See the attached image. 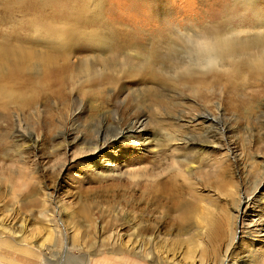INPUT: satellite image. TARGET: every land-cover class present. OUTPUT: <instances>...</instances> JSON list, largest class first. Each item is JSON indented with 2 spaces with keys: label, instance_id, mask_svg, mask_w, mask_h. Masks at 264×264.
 I'll return each mask as SVG.
<instances>
[{
  "label": "rangeland",
  "instance_id": "374dc122",
  "mask_svg": "<svg viewBox=\"0 0 264 264\" xmlns=\"http://www.w3.org/2000/svg\"><path fill=\"white\" fill-rule=\"evenodd\" d=\"M164 1L169 4L165 13L177 20L172 22L176 26L178 21L183 24L188 14L193 19L192 13H201L202 1L207 0ZM124 2L109 0L115 8L111 19L121 18L119 23L130 29L156 24L154 6L135 0L137 6L129 11ZM192 19L188 26L200 25ZM160 80L123 77L116 87L107 86L102 91L98 85L85 87L93 93L86 98L68 90L64 100L52 97L49 109L42 103V112L34 116L0 110V264H201V257L205 264H224L229 244L231 262L225 264H264V89L252 86L245 92L225 95L218 91L200 97ZM207 111L218 115L217 127L226 129L224 138L212 137L216 133L209 123L198 121L179 127ZM142 114L147 120L136 124L134 130L138 132L136 139L147 144L133 138L110 142L93 158L102 161L104 168L88 165L91 157L83 151L88 144L74 143L77 134L87 143L95 136L111 138ZM72 129L63 142L66 131ZM146 132L149 134L144 135ZM178 135L187 140L212 135L206 140L221 149L210 151V155L206 152V157L214 159L215 174L226 170L232 180L231 199L221 189H206L201 183L207 197L218 199L220 209L230 214L231 224L228 237L219 244L200 237L207 253L204 256L201 247L191 249L189 240L198 235L193 215L205 201L186 196L180 208L157 209L150 197L127 187L132 183L128 175L141 174L147 168L158 170L156 160L162 156L158 150ZM36 137L40 139L34 145ZM229 149L231 156L225 151ZM190 150L181 147L174 152L173 156L184 160L176 165L183 171L190 169V163L206 170V158ZM45 193L52 194L60 211L43 203ZM243 201L248 202L239 211ZM182 221L189 229L179 230ZM249 231L255 232L254 239L248 237ZM152 237L155 241L151 244L147 239ZM138 238L146 241L145 249L152 250L154 258L147 256V250L143 254L136 250ZM43 242L53 250L40 249Z\"/></svg>",
  "mask_w": 264,
  "mask_h": 264
},
{
  "label": "bare ground",
  "instance_id": "6f19581e",
  "mask_svg": "<svg viewBox=\"0 0 264 264\" xmlns=\"http://www.w3.org/2000/svg\"><path fill=\"white\" fill-rule=\"evenodd\" d=\"M124 1L129 11L137 6L135 0ZM137 1L154 6L153 12L158 15L154 26L130 29L119 23L121 18L111 19L115 8L111 3L109 5V0H0V110L6 113L12 110L18 114L28 112L34 116L42 112V103L49 109L52 97L64 100L70 90L86 98L93 93L85 87L98 85L102 91L107 86L116 87L123 77L169 81L193 94H201L200 97L215 95L218 91L225 95L239 90L245 92L252 86L264 89V0L202 1V12L191 14L200 23L198 26H188L192 19L189 14L183 19V24L178 21L179 25L174 26L172 22L177 20L168 18L165 11L169 9V4L164 0ZM217 116L208 111L202 112L187 120L186 124L179 125L184 128L198 121L202 125L209 123L216 134L201 135L203 140H187L179 135V138H171L163 150H158L162 155L156 160L159 162L158 170L147 168L141 174H130L128 179L132 183L128 181L131 186L127 184L128 188L133 187L141 195L155 201L157 209L171 205L174 209L180 208L185 205L186 196L193 197L195 201H205L200 212L193 215L197 220L198 235L189 238L191 249L201 247L203 256L207 253L200 237L219 244L228 237L231 224L228 223L230 214L220 209L218 199L207 197L201 183L206 189H221L227 198L234 197L229 188L232 180L228 178V173L226 176V170L215 174L217 167L214 159L206 157V152L210 155V151L221 149L212 146L206 139L216 135L224 138L226 132L225 128L217 127ZM146 120L144 114L136 116L113 137L95 136L89 143L77 134L74 143L88 144L83 149L86 156L91 157L88 165L104 168L102 161L93 158L110 142L123 138L136 139L138 132L134 126L144 124ZM227 130L232 131L231 128ZM72 131L74 129L66 131L63 142L72 135ZM33 135L29 133L30 137ZM39 139H34V145ZM145 142L136 141L147 144ZM181 147L191 149L194 155H203L208 168L205 170L190 163L192 166L188 165L190 169L186 167L185 170H189L186 174L177 166L184 160L173 156ZM225 151L231 156L230 149ZM198 171L199 177L195 176ZM44 196V204L60 211L52 194L45 193ZM247 202H241L238 210ZM128 221L131 223V220ZM178 226L181 231L186 226L190 227L183 221ZM155 230L154 234L158 231L157 228ZM254 233L249 231L248 237L254 239ZM139 238L136 250L143 254L147 243ZM151 239L154 238L147 240L152 244L155 239ZM117 241L118 238L115 244ZM43 244L39 245L40 249L53 250ZM215 251H219V247H215ZM146 252L148 257L154 258L152 250ZM189 254L191 257L192 252ZM230 254L231 244L223 255L226 258L224 264L231 262ZM201 258V264H205V259L203 262Z\"/></svg>",
  "mask_w": 264,
  "mask_h": 264
},
{
  "label": "snow or ice",
  "instance_id": "6c2138e0",
  "mask_svg": "<svg viewBox=\"0 0 264 264\" xmlns=\"http://www.w3.org/2000/svg\"><path fill=\"white\" fill-rule=\"evenodd\" d=\"M148 134H149V133H147V132H146V133H144V135H148Z\"/></svg>",
  "mask_w": 264,
  "mask_h": 264
}]
</instances>
